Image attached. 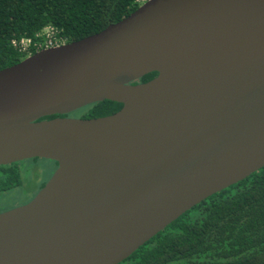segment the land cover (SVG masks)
Returning <instances> with one entry per match:
<instances>
[{
	"label": "water",
	"instance_id": "1",
	"mask_svg": "<svg viewBox=\"0 0 264 264\" xmlns=\"http://www.w3.org/2000/svg\"><path fill=\"white\" fill-rule=\"evenodd\" d=\"M32 158L57 167L0 213V264H119L264 167V0H145L1 69L0 165Z\"/></svg>",
	"mask_w": 264,
	"mask_h": 264
},
{
	"label": "trees",
	"instance_id": "2",
	"mask_svg": "<svg viewBox=\"0 0 264 264\" xmlns=\"http://www.w3.org/2000/svg\"><path fill=\"white\" fill-rule=\"evenodd\" d=\"M142 1L0 0V70L42 48L46 28L53 30L54 42L77 41L120 21ZM21 39H30L27 50L20 48ZM121 106L104 100L60 117H104ZM54 117L59 116L42 119ZM1 175L10 184L19 178L18 165L0 166ZM119 264H264V167L186 211Z\"/></svg>",
	"mask_w": 264,
	"mask_h": 264
},
{
	"label": "rangeland",
	"instance_id": "3",
	"mask_svg": "<svg viewBox=\"0 0 264 264\" xmlns=\"http://www.w3.org/2000/svg\"><path fill=\"white\" fill-rule=\"evenodd\" d=\"M77 114V113H76ZM70 118H78V115L71 114ZM55 163L47 159H37L35 161L28 160L20 163V168L24 171V178L21 180L22 188L14 189L7 194L0 197V209H5L17 205L19 202L25 200L28 196L25 189L27 187L37 191L38 186L47 180L55 170ZM30 180L27 182V180ZM24 186V189H23Z\"/></svg>",
	"mask_w": 264,
	"mask_h": 264
},
{
	"label": "flooded vegetation",
	"instance_id": "4",
	"mask_svg": "<svg viewBox=\"0 0 264 264\" xmlns=\"http://www.w3.org/2000/svg\"><path fill=\"white\" fill-rule=\"evenodd\" d=\"M32 159H34V158H32ZM37 159H40V158H37ZM28 160H31V159H25V160H22V161L14 162L15 164L18 165L19 178L18 179H14L13 181H11L10 184H8V182H6L7 180L5 179V176H3V175L0 176V197L5 195V194H7L8 192H10V191H12L14 189L18 190V188H22L21 187L22 186L21 180H23V178H24V171L20 168V163L21 162H25V161L28 162ZM14 163H11V164H14ZM11 164L0 165V166L5 167V166H9ZM56 167H57V165L55 166V169H56ZM29 181L30 180L28 179L27 182H29ZM45 183L46 182L40 183L39 186H38L37 191L34 190V189L30 190V188L27 187L25 189V192H27L28 196L25 198V200L19 202L17 205H14V206H11V207L9 206V207H7L5 209H0V213L6 212L8 210H11L13 208H16L18 206H21V205H24V204L28 203L36 195V193L45 185ZM23 189H24V186H23Z\"/></svg>",
	"mask_w": 264,
	"mask_h": 264
},
{
	"label": "built area",
	"instance_id": "5",
	"mask_svg": "<svg viewBox=\"0 0 264 264\" xmlns=\"http://www.w3.org/2000/svg\"><path fill=\"white\" fill-rule=\"evenodd\" d=\"M143 1H145V0H143ZM142 1V2H143ZM53 34H54V32H53V30L52 29H50V28H46L43 32H42V34H41V36H43V46H42V48L40 47L41 45H38L37 46V51H39V50H41V49H44V48H49V47H54V46H58V45H61V44H59V43H57V42H54L52 39H53ZM18 44H19V46H20V48L22 49V50H27V48L31 45V41H30V39H21L19 42H18ZM62 44H64V43H62Z\"/></svg>",
	"mask_w": 264,
	"mask_h": 264
}]
</instances>
